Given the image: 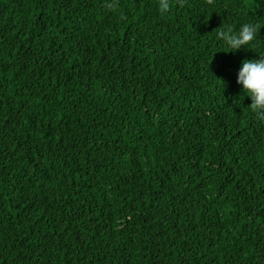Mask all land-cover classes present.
<instances>
[{"label":"trees","instance_id":"trees-1","mask_svg":"<svg viewBox=\"0 0 264 264\" xmlns=\"http://www.w3.org/2000/svg\"><path fill=\"white\" fill-rule=\"evenodd\" d=\"M171 5L0 0V264H264V0Z\"/></svg>","mask_w":264,"mask_h":264},{"label":"clouds","instance_id":"clouds-1","mask_svg":"<svg viewBox=\"0 0 264 264\" xmlns=\"http://www.w3.org/2000/svg\"><path fill=\"white\" fill-rule=\"evenodd\" d=\"M183 2V0H181ZM115 8V2L107 5ZM171 0H157V8L161 15L167 14L171 9ZM217 39L222 40L229 51L236 52L242 46L252 44L257 38V25L243 23L238 30L231 26L220 27ZM237 83L242 85V94L251 98L250 110L260 120H264V56L259 59H245L238 72Z\"/></svg>","mask_w":264,"mask_h":264}]
</instances>
